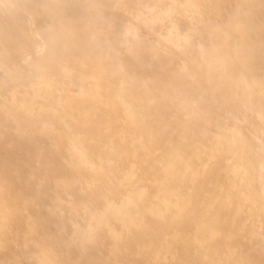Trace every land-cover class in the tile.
Listing matches in <instances>:
<instances>
[{"label": "bare ground", "instance_id": "bare-ground-1", "mask_svg": "<svg viewBox=\"0 0 264 264\" xmlns=\"http://www.w3.org/2000/svg\"><path fill=\"white\" fill-rule=\"evenodd\" d=\"M80 261L264 264V0H0V264Z\"/></svg>", "mask_w": 264, "mask_h": 264}, {"label": "rangeland", "instance_id": "rangeland-1", "mask_svg": "<svg viewBox=\"0 0 264 264\" xmlns=\"http://www.w3.org/2000/svg\"><path fill=\"white\" fill-rule=\"evenodd\" d=\"M207 6H209V5H207ZM20 88H21V85H14L13 88H11V89H20ZM204 107H205V109L213 112L216 115L220 114V110L218 108H216V106L214 105L213 101L209 98V96L206 97V100H204ZM79 108H81V106H79ZM197 139H198L200 144L206 145V142H205V140L203 138L198 137ZM222 170H223L222 162L216 161L209 168L208 174L206 175V177H205L203 183L201 184V186L200 185L199 186L196 185L194 187V190L198 191L200 188H202V190H203L205 195L211 194L212 192H214L215 191L214 184H215V181L217 179L219 180V182L221 184L225 182V173L222 172ZM49 176L53 178V177L56 176V173L51 171V172H49ZM184 184L187 187L191 186V182L189 180H185ZM147 185H149V183H147ZM200 216H201V210L198 207H196L194 209L193 215H192V218L194 219L193 221H195L197 223V221H199V219H200ZM195 224L193 226H191V227L193 228L195 226ZM137 242H138V244H141L140 240H138ZM104 243H105V247H107L108 246V241L106 240V241H104ZM79 264H85V262L84 261H80Z\"/></svg>", "mask_w": 264, "mask_h": 264}]
</instances>
